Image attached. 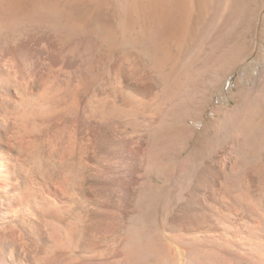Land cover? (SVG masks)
Returning a JSON list of instances; mask_svg holds the SVG:
<instances>
[{
	"label": "bare ground",
	"instance_id": "obj_1",
	"mask_svg": "<svg viewBox=\"0 0 264 264\" xmlns=\"http://www.w3.org/2000/svg\"><path fill=\"white\" fill-rule=\"evenodd\" d=\"M0 264H264V0H0Z\"/></svg>",
	"mask_w": 264,
	"mask_h": 264
},
{
	"label": "rangeland",
	"instance_id": "obj_2",
	"mask_svg": "<svg viewBox=\"0 0 264 264\" xmlns=\"http://www.w3.org/2000/svg\"><path fill=\"white\" fill-rule=\"evenodd\" d=\"M254 64H255V61L252 60V61H250V63L242 65L241 67L236 69L230 78V80H231L230 82L234 83L235 81L240 79L242 76L246 75V73L249 71L248 69H251L252 65H254Z\"/></svg>",
	"mask_w": 264,
	"mask_h": 264
}]
</instances>
